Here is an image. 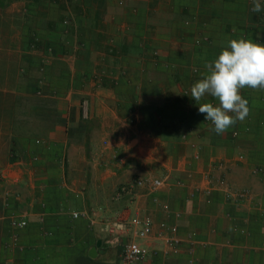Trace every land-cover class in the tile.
I'll return each instance as SVG.
<instances>
[{
    "label": "crops",
    "instance_id": "obj_1",
    "mask_svg": "<svg viewBox=\"0 0 264 264\" xmlns=\"http://www.w3.org/2000/svg\"><path fill=\"white\" fill-rule=\"evenodd\" d=\"M116 1L0 10V264H124L134 216L152 220L142 244L160 251L145 264H264V90L241 89L250 113L223 134L184 95L229 41L264 44V10L253 0H165L152 11ZM135 179L165 184L115 201ZM244 189L243 201L227 197ZM161 223L184 240L176 253L165 254Z\"/></svg>",
    "mask_w": 264,
    "mask_h": 264
},
{
    "label": "clouds",
    "instance_id": "obj_2",
    "mask_svg": "<svg viewBox=\"0 0 264 264\" xmlns=\"http://www.w3.org/2000/svg\"><path fill=\"white\" fill-rule=\"evenodd\" d=\"M262 10L260 0H253L252 11L259 13ZM205 68L203 78L191 87L190 97L199 106V113L206 114L205 119L214 125L212 131L223 134L250 113L248 100L240 94L241 89L264 90V44L233 39L214 61L205 64ZM205 96L215 98L218 105L201 103Z\"/></svg>",
    "mask_w": 264,
    "mask_h": 264
},
{
    "label": "built area",
    "instance_id": "obj_3",
    "mask_svg": "<svg viewBox=\"0 0 264 264\" xmlns=\"http://www.w3.org/2000/svg\"><path fill=\"white\" fill-rule=\"evenodd\" d=\"M67 21L64 22V25H67ZM199 42H197L198 44ZM46 61H49L46 58ZM190 89H186L184 91V95H190ZM81 111L84 117L87 116V101L83 100L81 103ZM262 169L254 170L255 174L262 173ZM165 184V180L155 179H135L130 183L123 184L118 187L116 193L113 196L115 201H120L122 199L132 200L135 196V189L137 187H148L151 191H156L160 189ZM210 191L207 190V193ZM249 196V192L247 190H241L238 192H229L227 193V197L235 200L236 202L243 201ZM72 217L74 219L85 217L90 220V223H95V215L94 213L90 215L87 212H74L72 213ZM106 225L108 227V232L112 236H117L116 225L112 221H106ZM130 225L132 227V235L133 239L129 242H126L121 245V257L124 264H145L146 260L150 256H157L160 251L157 249H150L148 246L142 244L143 241H146L152 234L153 223L150 218H140L138 216H134ZM11 226L15 229H23L27 226L26 218L22 217H13L11 219ZM159 228L162 232H166L167 234L161 233V237L163 238L165 249V254L168 253H176L178 248L183 244L184 240L178 237L177 232L178 229L176 226L168 225L167 223H161Z\"/></svg>",
    "mask_w": 264,
    "mask_h": 264
},
{
    "label": "trees",
    "instance_id": "obj_4",
    "mask_svg": "<svg viewBox=\"0 0 264 264\" xmlns=\"http://www.w3.org/2000/svg\"><path fill=\"white\" fill-rule=\"evenodd\" d=\"M17 1H26L33 5H44L47 3L55 2L57 3L58 0H0V9H5L10 4L17 2ZM85 4H93L98 7V9H105L107 0H82Z\"/></svg>",
    "mask_w": 264,
    "mask_h": 264
},
{
    "label": "rangeland",
    "instance_id": "obj_5",
    "mask_svg": "<svg viewBox=\"0 0 264 264\" xmlns=\"http://www.w3.org/2000/svg\"><path fill=\"white\" fill-rule=\"evenodd\" d=\"M61 1L62 0H58V2H61ZM120 1L121 0H119L118 2L116 1L115 3L118 5V3H120ZM141 1L142 2L140 3V6L145 7V8L148 7V8H150V11H152L158 4L165 2V0H146V1L145 0H141ZM0 10H3V9H0ZM152 14L154 15L155 13L154 12H150L149 13L150 18L152 16ZM157 18L160 19V20L165 19L164 16H160V17L158 16ZM4 20H5V14H4V12L0 11V29L1 30H5V28H4V25H5ZM0 48H1V51H2L3 48L2 47H0Z\"/></svg>",
    "mask_w": 264,
    "mask_h": 264
},
{
    "label": "water",
    "instance_id": "obj_6",
    "mask_svg": "<svg viewBox=\"0 0 264 264\" xmlns=\"http://www.w3.org/2000/svg\"><path fill=\"white\" fill-rule=\"evenodd\" d=\"M99 245H100V243L97 244V246H99ZM95 254H96V249L93 248V249L90 251L89 256L94 258V257H95Z\"/></svg>",
    "mask_w": 264,
    "mask_h": 264
}]
</instances>
